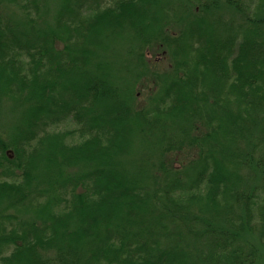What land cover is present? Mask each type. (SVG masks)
I'll list each match as a JSON object with an SVG mask.
<instances>
[{
  "label": "trees",
  "instance_id": "obj_1",
  "mask_svg": "<svg viewBox=\"0 0 264 264\" xmlns=\"http://www.w3.org/2000/svg\"><path fill=\"white\" fill-rule=\"evenodd\" d=\"M48 3L0 0V264H262L264 0Z\"/></svg>",
  "mask_w": 264,
  "mask_h": 264
},
{
  "label": "rangeland",
  "instance_id": "obj_2",
  "mask_svg": "<svg viewBox=\"0 0 264 264\" xmlns=\"http://www.w3.org/2000/svg\"><path fill=\"white\" fill-rule=\"evenodd\" d=\"M49 1H50V3H48V7L50 8L49 14H52V10H53V7H54V1L55 0H49ZM151 57H152V59H156V58L160 57V54H156V55H153ZM165 62L167 63V60H165ZM262 264H264V258H263Z\"/></svg>",
  "mask_w": 264,
  "mask_h": 264
}]
</instances>
